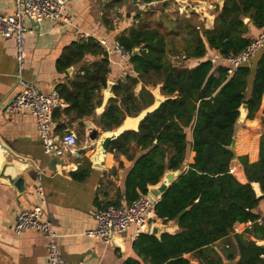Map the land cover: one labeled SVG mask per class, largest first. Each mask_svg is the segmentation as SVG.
I'll return each instance as SVG.
<instances>
[{
	"label": "trees",
	"instance_id": "1",
	"mask_svg": "<svg viewBox=\"0 0 264 264\" xmlns=\"http://www.w3.org/2000/svg\"><path fill=\"white\" fill-rule=\"evenodd\" d=\"M215 13L212 29L202 23L186 25L183 61L205 57L208 48L223 57L243 49L250 41L244 36L248 23L258 28L264 25V0H222ZM136 16L139 22L116 38L130 53L128 60L135 75H125L113 84V97L107 100L98 125L103 131H111L126 116H136L150 107L155 97L147 86L161 83L164 98L132 127L136 129H125L109 142V152L133 161L123 183L124 200L132 202L140 193H146L148 186L158 183L166 171L182 169L189 150L194 156L155 205L157 219L162 223L176 220L178 230L160 237L141 232L132 241V254L124 264H196L193 260L197 264H221L222 259L210 245L231 234L235 222L257 219L259 215L253 210L264 199V133L257 161L237 157L247 181L240 182L229 171L235 155L230 144L239 107L245 103L246 118L251 119L261 103L264 51L253 67L242 64L231 75L227 74V66L214 68L215 62L208 57L194 66L174 65L168 58L165 34ZM191 17L198 19L196 14L185 18ZM134 49L136 54H132ZM86 54L100 58L83 62L72 80L57 85L69 105L56 110L54 120L61 114L70 116L71 121L82 119L102 104L100 94L107 86L110 66L96 39L88 37L66 46L56 61L57 69L65 72L82 62ZM139 83L141 88L135 92ZM79 125L83 127L82 121ZM64 128L65 124L58 122L57 131ZM89 169L86 161L73 176L84 180ZM251 182H258L261 197H256ZM119 203L116 199L102 208ZM248 234L264 239V224L254 223ZM233 238L237 247L235 264H264V245L240 234ZM224 258L233 260L235 254L227 252Z\"/></svg>",
	"mask_w": 264,
	"mask_h": 264
},
{
	"label": "crops",
	"instance_id": "2",
	"mask_svg": "<svg viewBox=\"0 0 264 264\" xmlns=\"http://www.w3.org/2000/svg\"><path fill=\"white\" fill-rule=\"evenodd\" d=\"M154 1V0H152ZM157 1V0H155ZM222 1V0H221ZM217 0H159L156 5H149L150 2L143 0H67L64 15L67 22L53 19H43L39 24L25 20V24L32 28V32L25 35V70L24 78L31 81L35 86L44 91L57 90V85L68 83L72 80L75 72L83 62H90L100 58L92 54H86L82 62L71 66L65 72L57 69L56 61L63 49L73 42L92 37L94 39L105 38L111 46L117 36L124 30L139 22L136 15L143 20L144 13L149 10L162 14L172 10L180 15L189 17L196 14L199 21L205 28L212 29L214 26L215 11L221 5ZM164 3H168L164 6ZM188 4L187 11H183L178 4ZM14 11L13 0H0V13L12 14ZM248 18H244L247 22ZM261 28L248 23L245 37L254 38ZM104 49V48H103ZM105 51V49H104ZM264 51V45L250 59L249 65L254 66L260 54ZM15 45L12 38L0 35V139L10 149L11 153L6 161L15 158L13 174L24 178V192L18 189L5 178H0V264H46L48 239L34 230H27L16 235L12 229V223L18 211L28 209L38 204L39 200L35 194V187L39 184L37 172L41 174V184L45 189V205L43 207L44 217L51 223L52 230L56 233V242L61 255L66 261H82L84 264H124L125 259L132 254L131 236L135 232L134 226H129L126 231L120 233L125 243V250L122 252L111 245L102 242L97 238L85 236L84 232L93 228L94 222L89 215L91 208H102L103 204L119 199L122 205L126 202L122 193L124 192V179L132 166L133 161L123 155L115 156L107 151L104 158V165L96 167L90 160L95 151L97 141L89 137L84 141L79 140V134L89 133L91 129H100L102 133H113L132 128L138 125L144 114L154 109L164 98L155 97L154 103L141 111L136 116H126L121 125L111 131H103L98 125V119L104 110L105 104L95 108V113L82 119L72 120L70 116L61 114L59 119L54 120V135H61L63 129L57 131L56 126L64 123L65 128H72L77 137V145L85 149L81 156L65 154L60 164L57 160L52 165L53 158L47 156L38 139L35 120L29 110L21 113L9 114L6 106L19 91L20 85L15 77ZM216 56L214 68L225 66L223 57L217 52L208 48L205 57L196 59L188 58L184 66H194L207 57ZM184 57V56H183ZM182 57V58H183ZM109 61L110 72L107 75V83H116L125 75L134 76L132 66L128 59H119L116 55L111 56ZM217 74V70H215ZM155 85V86H156ZM141 88L139 83L135 89ZM58 91V90H57ZM104 89L101 91V96ZM99 96V95H98ZM103 100V98H102ZM67 103V102H66ZM69 104L67 103V106ZM66 106V107H67ZM65 107V108H66ZM59 108L56 110H62ZM55 110V111H56ZM54 111V112H55ZM54 114V113H53ZM247 111L243 114L239 111V117L235 123V149L234 158L230 162L233 175L240 181L246 182L247 178L243 166L237 159L238 156H246L249 162H255L259 156L260 136L264 133V92L261 103L253 118H246ZM96 117L97 121L91 119ZM82 121L83 127L79 125ZM80 127V131L77 129ZM189 132V140H191ZM88 136V134H87ZM88 141L90 143H88ZM194 152L189 150L183 169L193 162ZM86 161L90 163V169L84 180L76 179L73 172ZM32 165H34L32 167ZM37 167V169H35ZM170 171V170H169ZM12 174V175H13ZM259 217H262L264 224V199L260 200L253 210ZM156 221L161 222L157 219ZM171 220L167 224H172ZM258 224L257 225H262ZM235 234H240L246 239L254 240L262 245L264 239H256L248 234L253 228L244 227ZM178 227L175 228V232ZM234 234H229L210 245L215 255L222 259L221 264H235L237 259V247ZM227 252L235 254V259L227 260L224 255ZM190 257L189 254L186 255ZM197 264L196 260H193Z\"/></svg>",
	"mask_w": 264,
	"mask_h": 264
},
{
	"label": "built area",
	"instance_id": "3",
	"mask_svg": "<svg viewBox=\"0 0 264 264\" xmlns=\"http://www.w3.org/2000/svg\"><path fill=\"white\" fill-rule=\"evenodd\" d=\"M67 0H13L14 11L12 14L0 13V35L12 38L15 45V77L20 85L8 105L6 111L9 114L21 113L29 110L35 120L38 139L44 153L50 158H62L65 154L80 157L81 153L77 145L75 134L54 135L53 113L56 109L65 108L66 101L56 89L44 92L35 84L24 78L25 70V35L32 32V28L25 24V20L39 24L43 19H53L67 22L64 15ZM157 1H151L149 5H156ZM183 11H187L188 4H178ZM100 47L105 49L108 61L111 56L116 55L119 59H128L130 53L124 48L119 40L115 39L111 46L105 38L97 39ZM264 45V25L258 34L250 39L249 43L237 53L222 56L227 66V74L231 75L234 70L242 64H249L250 59ZM38 170V169H37ZM233 174V169L229 167ZM37 180L39 184L35 187V194L39 200L38 204L28 209L17 212L12 223L14 234L20 235L27 230H34L48 239L46 264H84L82 261H66L63 259L58 244L56 233L52 230L51 223L43 215L45 205V189L41 184V174L38 171ZM148 190L140 193L132 202L122 205H109L104 208H91L89 215L94 222L93 228L84 232L85 236L97 238L109 244L111 231L121 233L129 226L135 227L131 236L134 240L141 232L149 229L156 221L155 205L158 202ZM254 223L262 224V217L245 222H235L231 234L242 230L241 225L250 228Z\"/></svg>",
	"mask_w": 264,
	"mask_h": 264
},
{
	"label": "water",
	"instance_id": "4",
	"mask_svg": "<svg viewBox=\"0 0 264 264\" xmlns=\"http://www.w3.org/2000/svg\"><path fill=\"white\" fill-rule=\"evenodd\" d=\"M217 1H221V0H217ZM137 53V49H134L132 54H136ZM210 60L215 61L216 56H212V57H208ZM69 69V68H68ZM114 83H112L111 81H109L107 83L106 88L103 91V100L102 103L106 104L107 100L110 97H113V93H112V86ZM239 111H247V105L245 103H243L240 107H239ZM239 117V116H238ZM62 134H75L74 130L72 128H66L62 131ZM118 134L116 132L107 134V133H102L98 140H96L97 138V130L95 128L91 129L90 132L88 133V137L93 140V141H97L96 143V149L93 152V154L90 157V160L92 161V164L96 167H102L104 165V158L105 155L108 151V147H109V142L114 139ZM230 148L232 150L235 149V138H232L231 144H230ZM0 149H1V156H2V161L0 163V178H5L9 181V183L13 184L18 191L20 192H24V186H23V182H24V178L19 176L18 174H13V170L15 167V158L12 159V161H6V158L10 155L11 153V149L4 143L2 142V140L0 139ZM80 152H84L85 149H80ZM62 164V160L60 158H53L51 163L52 165L55 164L56 162ZM34 165H32L33 167ZM35 169H37V167H35ZM13 174V175H12ZM180 174V169L174 170V171H166L164 173V175L162 176V178L160 179V181L158 183H156L155 185H149L147 190L155 197L160 199L162 194L167 190V188L169 187V185L171 183H173L175 181V179L179 176ZM252 188L256 194V197H261L262 196V192L260 190L259 184L258 182H251ZM25 193V192H24ZM174 222L172 224H167V223H162L159 221H154L149 229V234H152L156 237H160V235L162 233H174L175 228L178 227L177 226V221L173 220ZM143 232H147V230H144ZM110 243L113 247L120 249L122 252H124L125 250V243L124 240L122 238V236L115 232V231H111V235H110ZM264 245V242L263 244Z\"/></svg>",
	"mask_w": 264,
	"mask_h": 264
},
{
	"label": "rangeland",
	"instance_id": "5",
	"mask_svg": "<svg viewBox=\"0 0 264 264\" xmlns=\"http://www.w3.org/2000/svg\"><path fill=\"white\" fill-rule=\"evenodd\" d=\"M155 11L149 10L147 13H144L143 20L149 21V24L151 26H157L164 34L165 39L167 42V52H168V58L174 65H185L184 61L182 60V57L185 55V48L186 44L184 42L185 37H188L186 25L188 24H201L199 19L196 17H191L189 19L185 18L184 16H181L174 10L167 13L160 14L156 8H151ZM171 22V23H170ZM175 22V23H174ZM153 90V93L155 97H161L162 95L159 94V85L151 87ZM103 98V94H102ZM91 119L94 121H97V118L94 116ZM77 129L80 131V127L77 125ZM96 129V128H95ZM97 130V138L98 140L99 136L102 134L100 129ZM84 134H79V140L84 141L88 134L85 133V130L83 132ZM93 141V140H92ZM88 143H90L88 141Z\"/></svg>",
	"mask_w": 264,
	"mask_h": 264
},
{
	"label": "bare ground",
	"instance_id": "6",
	"mask_svg": "<svg viewBox=\"0 0 264 264\" xmlns=\"http://www.w3.org/2000/svg\"><path fill=\"white\" fill-rule=\"evenodd\" d=\"M241 113L243 114V111H241ZM1 161H2V156H1V149H0V163H1Z\"/></svg>",
	"mask_w": 264,
	"mask_h": 264
}]
</instances>
